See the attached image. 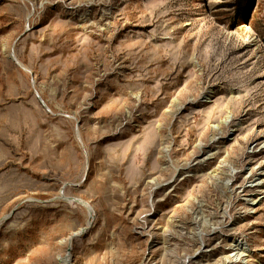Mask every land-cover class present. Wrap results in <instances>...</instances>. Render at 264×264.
<instances>
[{
    "label": "rangeland",
    "instance_id": "1",
    "mask_svg": "<svg viewBox=\"0 0 264 264\" xmlns=\"http://www.w3.org/2000/svg\"><path fill=\"white\" fill-rule=\"evenodd\" d=\"M0 264H264V0H0Z\"/></svg>",
    "mask_w": 264,
    "mask_h": 264
}]
</instances>
